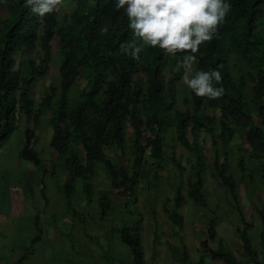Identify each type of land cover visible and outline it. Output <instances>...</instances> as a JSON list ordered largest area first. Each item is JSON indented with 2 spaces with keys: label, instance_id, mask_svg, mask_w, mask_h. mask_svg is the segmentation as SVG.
Instances as JSON below:
<instances>
[{
  "label": "trees",
  "instance_id": "1",
  "mask_svg": "<svg viewBox=\"0 0 264 264\" xmlns=\"http://www.w3.org/2000/svg\"><path fill=\"white\" fill-rule=\"evenodd\" d=\"M70 1L74 8L69 14L61 15V0L54 12L40 17L25 0H0V149L19 131L23 119L33 122L34 128L24 131L19 157L47 175L50 171L35 146V128L49 112L51 173L68 202V212L76 215L72 205L79 189L87 202L95 199L93 180L99 166L119 194L136 202L141 179L148 170L165 162L164 137L175 128L180 143L195 157L192 178L187 183L188 198L182 183L173 198L175 209L169 214L171 221L182 228L180 208L189 202L209 207L204 191L206 155L197 137L203 131L213 140L218 136L224 159L215 157L212 176L231 194L243 224L238 232L247 260L237 259L221 241L218 248L211 247L218 240V219L211 218L207 237L200 242L204 253L198 264H208L206 254L222 264H264V211H257L261 220V248L257 249L250 236L256 225L245 218L238 197L239 183L230 172L229 160V147L237 134L248 143L250 158L260 161L264 156V0H231L232 9L225 23L218 26L219 35L201 45L194 62V72L220 67L223 79L217 86L222 83L225 92L209 98L190 89L187 105H192L191 109L178 107V86L185 71L178 62L191 50H178L172 55L159 46L147 45L138 61L120 50L122 43L139 38L130 29L124 9L115 8V0ZM105 24L109 27L107 34L100 31ZM55 40L63 59L60 85H50L36 103L31 88L46 76ZM25 55L30 56L29 66L21 62L17 65L18 58ZM81 80H86V89L73 98L74 87ZM209 109L220 115L208 113ZM128 129L132 131L130 143ZM189 133L194 135L193 140ZM108 150L114 152L117 162L108 157ZM127 155H131L130 163L124 164ZM171 161L183 176L186 169L175 152ZM239 168L242 178L253 181L257 171L247 172L244 157ZM260 172L264 183V166ZM34 183L40 186L39 180ZM98 200L101 219L111 217L113 209L107 195L100 194ZM122 218L121 226L114 227L115 242L129 249L132 264H146L142 234L135 229L137 220ZM40 219L39 214L35 215L37 234L32 238L33 245L42 240ZM171 251L177 262L193 264L186 245L172 247ZM26 258L25 254L12 264H22ZM108 261L113 264L115 259Z\"/></svg>",
  "mask_w": 264,
  "mask_h": 264
},
{
  "label": "rangeland",
  "instance_id": "2",
  "mask_svg": "<svg viewBox=\"0 0 264 264\" xmlns=\"http://www.w3.org/2000/svg\"><path fill=\"white\" fill-rule=\"evenodd\" d=\"M73 8L74 4L70 0H64L60 13L62 16L69 14ZM2 14L5 12L3 11ZM40 53L37 51V54ZM62 60L58 40H55L47 74L38 79L31 88L36 103L44 97L50 85H60ZM28 61L30 56L25 55L18 58L17 65L21 62L24 67H28ZM194 68L193 65V74ZM79 82L74 87L73 98L77 97L81 90L86 89V80ZM178 90V107L191 109L192 105H187V101L190 100V88L184 80L179 84ZM208 113L220 115L219 111L211 109ZM50 117L51 114L46 112L35 128L37 132L35 146L40 152L44 166L50 171L47 175L42 174L32 163L25 162L19 157L20 134L22 132L24 135L26 129L34 128L33 122L23 119L19 131L0 149V264H12L25 254L27 258L22 264H109L108 260L111 258L116 261V263L113 261V264H121L122 261L132 259L129 249L115 242L114 227L121 226V217L124 221L137 220L135 229L142 234L147 264H176L171 248H180L183 245L187 246L192 263L198 264L204 253L200 242L207 237V224L211 218L218 219V240L212 242L211 247L218 248V241H221L230 247L237 259L247 260L243 254V245L238 232L243 228V224L231 194L212 176L215 157L219 156L221 161L224 159L218 136L213 140L203 131L197 137L206 155L204 191L209 207H198L192 202L184 205L179 209V213L184 217L183 227L180 228L171 221L169 214L175 209L173 198L177 187L182 183L183 193L188 198L187 183L192 178L191 168L195 157L180 143L175 128L170 129L164 137L165 162L158 168L148 170L146 177L141 179L136 202L119 194L111 185L105 169L99 166L97 176L93 180L96 187L93 202H87L81 188L83 183L81 180L78 181V187L81 189L73 199L72 206L78 213L74 215L68 212V202L60 191L57 177L51 173L53 153L50 147L52 137ZM131 136L132 131L128 129L129 143ZM189 138L193 140L195 137L189 133ZM229 148L230 172L239 183L238 197L242 201L240 205L245 218L249 222L260 221L259 229H255L256 226L250 232L254 246L260 249L261 220L258 212L252 209L250 193L253 188L255 192L264 191L262 186L264 183L259 173L264 166V159L258 161L250 158V147L241 134L235 136ZM173 152L181 159L186 169L183 176L171 161ZM106 153L112 161L117 162L114 152L108 150ZM130 156L125 157L124 164L130 163ZM243 157L247 172L257 171L252 178L253 181L248 177L242 178L239 162ZM37 180L40 186L34 183ZM100 194L107 195L110 207L113 209L111 217L101 219L98 200ZM35 214L41 215L40 228L43 231L42 240L37 245L32 244V238L37 234L33 220ZM206 260L209 264H222L219 261L213 262L207 254Z\"/></svg>",
  "mask_w": 264,
  "mask_h": 264
},
{
  "label": "clouds",
  "instance_id": "3",
  "mask_svg": "<svg viewBox=\"0 0 264 264\" xmlns=\"http://www.w3.org/2000/svg\"><path fill=\"white\" fill-rule=\"evenodd\" d=\"M25 2L40 17L54 12L61 4V0ZM115 8L124 9L130 29L139 38L122 43L120 50L138 61L147 45L159 46L172 55L178 50H191L178 62L185 70L184 82L198 96L218 98L224 94L223 84L217 86L223 79L220 67L195 70L193 74V65L201 45L219 35L218 26L225 23L232 9L231 0H115ZM100 31L107 34V24Z\"/></svg>",
  "mask_w": 264,
  "mask_h": 264
},
{
  "label": "crops",
  "instance_id": "4",
  "mask_svg": "<svg viewBox=\"0 0 264 264\" xmlns=\"http://www.w3.org/2000/svg\"><path fill=\"white\" fill-rule=\"evenodd\" d=\"M16 133V132H15ZM14 136V135H13ZM20 136H21V144H20V149L22 148V143H23V136L24 135H22V132H21V134H20ZM15 140H17V139H15ZM20 149H18L19 151H20ZM262 186H264L263 184H262ZM264 189V188H263ZM259 191V190H258ZM258 191L257 192H255V190H254V188L252 189V191H251V193H250V196H251V204H252V209H253V211L255 212H257L258 210H262V211H264V191H259V193H258ZM240 202H242V201H240ZM244 207V206H243ZM36 215V214H35ZM35 215H34V217H35ZM259 215V214H258ZM41 216V215H40ZM34 217H33V220H34ZM252 223H254L256 226H257V228H255V229H259L258 228V225H259V223H260V221L259 220H257V222H253V221H251ZM260 231V230H259ZM118 260V259H117ZM119 262V261H118ZM176 262V261H175ZM115 263H116V261H115ZM148 263V261H146V264ZM121 264H132V262H131V259H128L126 262H123V263H121ZM176 264H181V263H179V262H176ZM209 264V263H208Z\"/></svg>",
  "mask_w": 264,
  "mask_h": 264
}]
</instances>
